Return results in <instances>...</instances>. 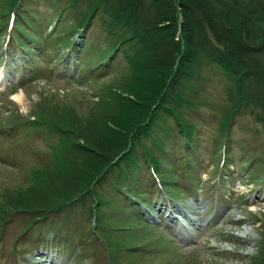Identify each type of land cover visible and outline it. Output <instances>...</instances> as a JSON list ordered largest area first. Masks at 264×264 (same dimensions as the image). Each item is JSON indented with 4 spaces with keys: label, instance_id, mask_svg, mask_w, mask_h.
<instances>
[{
    "label": "trees",
    "instance_id": "16d2710c",
    "mask_svg": "<svg viewBox=\"0 0 264 264\" xmlns=\"http://www.w3.org/2000/svg\"><path fill=\"white\" fill-rule=\"evenodd\" d=\"M46 2L55 12L48 33L44 32L51 19L44 23L35 17L33 0H0V27L7 24L20 48L33 46L27 39L41 45L52 35L53 41L75 48V62L95 72L90 78L124 66L127 81L111 89L112 94L109 89L99 94L114 108L107 117L95 119L98 125L92 130L75 126L77 113L71 107L63 113L64 120L60 118L67 126L47 112L9 121L24 133L42 130L58 143L50 141V160L27 168L31 179L26 188L1 192L0 226L13 211H27L28 225L45 219L49 211H60L76 197L90 198V224L99 228L92 231L101 232L102 246L114 258L120 247L112 246L116 236L107 230L127 228L118 224L125 221L142 222L139 204L151 205L146 189L159 188L173 197L179 191L177 168L189 173L194 165L191 159L200 147V132L182 109L191 104L189 88L202 59L220 68L232 83L226 89L227 107L216 119L218 140L212 160L220 166L231 162L228 145L220 137H226L230 119L245 105L258 110L255 116L264 130V0ZM115 55L123 62L111 68ZM90 118L91 112L86 120ZM39 174L51 183L32 197L27 190ZM5 202L8 208L3 211ZM262 226L258 259L264 264ZM73 237L66 233L63 240ZM106 257L107 264H116L108 251Z\"/></svg>",
    "mask_w": 264,
    "mask_h": 264
},
{
    "label": "rangeland",
    "instance_id": "374dc122",
    "mask_svg": "<svg viewBox=\"0 0 264 264\" xmlns=\"http://www.w3.org/2000/svg\"><path fill=\"white\" fill-rule=\"evenodd\" d=\"M33 1L35 17L44 23L51 19L46 34L55 12L46 0ZM6 25L0 27V119L7 122L0 124V197L4 190L26 188L31 179L27 168L50 160V141L58 143L55 136L42 130L24 133L18 125L10 124L11 119L47 112L67 126L60 118L64 120L63 113L71 107L77 113L73 116L75 126L92 130L98 125L94 120L103 119L114 108L106 97L100 100L99 94L107 89L112 94L111 89L127 81L124 66L121 71L98 72L90 78L95 72L75 62V48L53 41L52 35L41 45L27 39L33 46L20 48ZM68 53L69 60L64 62ZM121 62L122 57L115 55L111 68ZM192 83L191 104L182 110H187L185 115L200 132V147L191 159L194 165L189 173L177 168L175 184L179 191L173 192L175 196L169 197L159 188L149 189L156 206L150 211L143 206L140 209H144L141 215L148 224L125 221L118 224L127 228L107 230L116 236H112V246L120 247L114 258L113 252L102 246L101 232L97 235L92 231L99 228L90 224V198L76 197L60 211H49L45 219L28 225L27 211H13L0 226V264H29L34 260L36 264H107L106 251L116 264H263L258 259L264 224V130L256 118L259 112L245 105L234 113L226 137H220L228 145L231 162L220 166L210 153L217 147L216 119L227 107L226 89L232 83L220 68L204 59ZM16 93L22 94L20 101L14 98ZM89 112L92 118L86 120ZM44 177H36L27 190L30 196H39L51 183ZM7 208L5 202L3 211ZM187 215L195 217V222L189 223ZM54 226L81 236L65 243L64 235H55ZM244 228L249 231L242 232ZM89 232L100 239L90 240Z\"/></svg>",
    "mask_w": 264,
    "mask_h": 264
},
{
    "label": "bare ground",
    "instance_id": "6f19581e",
    "mask_svg": "<svg viewBox=\"0 0 264 264\" xmlns=\"http://www.w3.org/2000/svg\"><path fill=\"white\" fill-rule=\"evenodd\" d=\"M17 94V93H16ZM14 98L18 101H20L22 99V94L21 93H18L17 95H14ZM188 216V215H187ZM188 220H189V223H194L196 218L195 217H191V216H188ZM247 231V228H244L242 232H246ZM249 231V230H248ZM247 231V232H248ZM252 245V244H251ZM249 251V250H248ZM251 251V250H250ZM36 261L37 260H34L33 262L29 263V264H36Z\"/></svg>",
    "mask_w": 264,
    "mask_h": 264
}]
</instances>
